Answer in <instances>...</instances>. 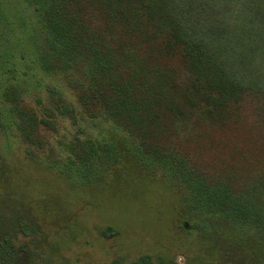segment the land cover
I'll list each match as a JSON object with an SVG mask.
<instances>
[{
	"label": "trees",
	"instance_id": "obj_1",
	"mask_svg": "<svg viewBox=\"0 0 264 264\" xmlns=\"http://www.w3.org/2000/svg\"><path fill=\"white\" fill-rule=\"evenodd\" d=\"M37 73L58 84L39 88ZM95 122L178 185L209 256L221 239L264 264V0H0V138L74 174L110 153ZM20 253L0 235V264Z\"/></svg>",
	"mask_w": 264,
	"mask_h": 264
},
{
	"label": "rangeland",
	"instance_id": "obj_2",
	"mask_svg": "<svg viewBox=\"0 0 264 264\" xmlns=\"http://www.w3.org/2000/svg\"><path fill=\"white\" fill-rule=\"evenodd\" d=\"M36 79L39 88L58 84L40 73ZM87 128L110 153L97 169L68 175L43 157L28 158L15 139L0 138V214L13 212L0 216V235L31 251L20 253L18 264L34 257L45 264H133L142 255L186 264L200 254L213 264H255L221 239L212 244L216 257L209 256L205 231L188 234L191 214L178 185L147 167L121 131L99 122ZM69 132L70 124L61 123L59 135ZM57 138L51 140L56 150ZM107 227L116 230L114 237L102 235Z\"/></svg>",
	"mask_w": 264,
	"mask_h": 264
}]
</instances>
